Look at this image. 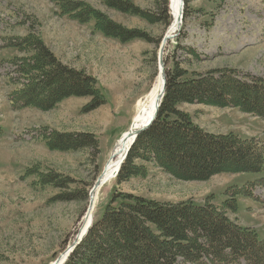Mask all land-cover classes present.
<instances>
[{
  "label": "rangeland",
  "instance_id": "374dc122",
  "mask_svg": "<svg viewBox=\"0 0 264 264\" xmlns=\"http://www.w3.org/2000/svg\"><path fill=\"white\" fill-rule=\"evenodd\" d=\"M60 1L0 0V264L54 262L76 238L92 187L109 158V145L105 144L99 143V149L70 150L49 144L56 133L90 132L96 138L102 134L111 116L99 111L103 104L85 108L91 96H70L52 109L25 107L21 102L12 105L13 94L29 82L17 67L20 59L35 55L31 40L41 41L63 65L92 76L106 102L107 89L121 102L152 88L158 73L157 53L170 25L165 20L152 24L124 13L107 0H68L147 36L122 41L100 31L94 18L82 22L62 13ZM129 1L157 17L164 14L166 3L169 10V0ZM188 10L180 33L165 52L168 68L179 65L189 75L198 76L223 70L245 82L264 81V0H189ZM179 106L205 131L253 138L264 147V118L260 115L230 106ZM120 131L110 132V145ZM136 163L146 166L147 175L131 177L123 184L117 178L107 183L98 199L95 221L117 192L222 207L240 187L245 191L235 196L237 209L225 208L226 214L264 238V183L249 184L264 178V172H223L207 180H182L163 172L154 162L136 159ZM53 173L67 183H49L46 175ZM75 192H79L78 199L60 197Z\"/></svg>",
  "mask_w": 264,
  "mask_h": 264
},
{
  "label": "trees",
  "instance_id": "16d2710c",
  "mask_svg": "<svg viewBox=\"0 0 264 264\" xmlns=\"http://www.w3.org/2000/svg\"><path fill=\"white\" fill-rule=\"evenodd\" d=\"M184 1L185 18L189 0ZM59 3L62 13H69L82 22L94 18L100 31L122 41L147 37L140 31L116 25L101 12L81 3L76 6L68 0ZM107 3L152 24L160 20L170 24L167 3L164 14L158 17L129 0H107ZM32 42L35 55L20 59L17 67L18 73L29 82L13 94L10 100L14 107L21 102L25 107L52 109L70 96H91L85 108L104 105L106 99L92 76L63 65L41 41L31 40L30 45ZM165 71L166 88L158 115L136 137L117 181L122 183L134 176L147 175L146 166L137 164L136 159L154 162L163 172L182 180H207L223 172L263 173L262 145L253 138L241 139L231 133L205 131L179 105L230 106L264 118V81L257 78L245 82L223 70L202 76L189 75L187 69L179 65L170 69L166 62ZM51 143L60 150L99 149L97 138L90 132L56 133L49 141ZM46 177L53 185L67 183L54 173ZM261 181L264 183L263 177L249 184L259 182L262 185ZM236 189L234 197L229 198L232 201L226 200L222 207L192 201L169 203L131 193H114L102 217L93 221L63 264H264V238H260L254 229L232 221L226 214L225 208L237 209L235 196L245 191L240 187ZM60 197L69 201L80 195L75 192ZM84 199H87L86 194Z\"/></svg>",
  "mask_w": 264,
  "mask_h": 264
},
{
  "label": "bare ground",
  "instance_id": "6f19581e",
  "mask_svg": "<svg viewBox=\"0 0 264 264\" xmlns=\"http://www.w3.org/2000/svg\"><path fill=\"white\" fill-rule=\"evenodd\" d=\"M169 7V15L171 16V22L169 27H167L166 35L161 43L158 54V73L157 77L154 80V84L152 88L149 90L148 93H145V96L138 102V110L133 118V122L131 124L132 132L142 128L143 126L147 125V123L152 119L154 116L157 105L162 102L163 99V90H164V80H165V67L159 62L165 61L167 51V47L172 40L180 33L182 26L184 24V14L185 13V1L184 0H169L168 1ZM130 130V129H129ZM123 133L124 135L118 143L116 144L113 150L111 157L107 160L102 173L97 179V182L92 187L90 192V202L89 207L86 213H84V217L78 231V234L71 245L63 252L60 253L61 255L58 257L59 262L58 264H63L65 259L71 253V247L76 241H80V239L85 235L86 230L89 228L95 218V211L98 205V199L102 189L105 187L107 183L113 180L116 176L115 173L117 172L119 165L122 159H124L125 154L127 153L129 146H132L134 137H130V131ZM56 261V260H55ZM52 262L51 264L55 263Z\"/></svg>",
  "mask_w": 264,
  "mask_h": 264
},
{
  "label": "crops",
  "instance_id": "0c3cea01",
  "mask_svg": "<svg viewBox=\"0 0 264 264\" xmlns=\"http://www.w3.org/2000/svg\"><path fill=\"white\" fill-rule=\"evenodd\" d=\"M147 89L144 88L139 95L136 97H129L128 99L124 101H117L114 99L115 95L111 93L110 90L107 89L106 96H107V102L102 105L99 109L102 113L105 115L111 116V119H108L109 121L107 128L102 132V134L98 135L97 138L100 141V144L109 145V152L108 156H110L113 153V147H115L116 143L120 139V137L123 135V133L127 132L131 123L133 122V118L138 110V102L142 99L144 94L146 93ZM144 98V97H143ZM70 101V100H67ZM65 99V102H67ZM119 135L114 139V142L112 145H110V139L112 138L109 134L113 130H120ZM104 141V143H103ZM108 158V159H109ZM137 179H139L141 176H135ZM133 177V178H135ZM132 179V178H131ZM130 179V180H131ZM123 184V182H122Z\"/></svg>",
  "mask_w": 264,
  "mask_h": 264
},
{
  "label": "water",
  "instance_id": "95a60500",
  "mask_svg": "<svg viewBox=\"0 0 264 264\" xmlns=\"http://www.w3.org/2000/svg\"><path fill=\"white\" fill-rule=\"evenodd\" d=\"M159 62L163 65V66H165V63H164V61H160L159 60ZM164 76H165V80H164V90H163V95L162 96H164V93H165V88H166V74L164 73ZM161 105V103L159 104V105H157V110H156V112H155V114H154V116L152 117V119H150V121L147 123V125H145V126H143L142 128H140V129H138V130H136V131H134V132H132V130H131V128H130V137L131 136H133L134 137V139H133V142H135V140H136V137L138 136V134L140 133V132H142L143 130H145V129H147L150 125H151V123L154 121V119H156V117H157V115H158V111H159V106ZM133 144V143H132ZM130 147V146H129ZM129 150H130V148L128 149V151H127V153L125 154V156H124V159H126L127 158V155H128V152H129ZM124 159H122L123 161H121V163H120V165H119V168H118V170H117V172L115 173V176L118 174V172L120 171V167L122 166V164H123V162L125 161ZM91 226V225H90ZM89 227V226H88ZM89 229V228H88ZM88 229L86 230V232H85V234L87 233V231H88ZM85 236V235H84ZM83 236V237H84ZM83 237L80 239V241L83 239ZM80 241H76L73 245H72V247H71V252L73 251V249L76 247V245H78L79 243H80ZM67 254H69V253H67ZM70 255V254H69ZM68 255V256H69ZM68 256H67V258H68ZM66 258V259H67ZM66 259H65V261H66ZM64 261V262H65ZM58 262H59V258H57L56 259V261H55V263L54 264H58Z\"/></svg>",
  "mask_w": 264,
  "mask_h": 264
}]
</instances>
